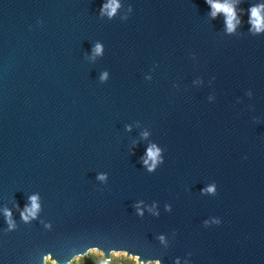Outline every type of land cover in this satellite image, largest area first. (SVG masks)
<instances>
[{
	"label": "water",
	"instance_id": "obj_1",
	"mask_svg": "<svg viewBox=\"0 0 264 264\" xmlns=\"http://www.w3.org/2000/svg\"><path fill=\"white\" fill-rule=\"evenodd\" d=\"M90 249L264 264V0H0V264Z\"/></svg>",
	"mask_w": 264,
	"mask_h": 264
},
{
	"label": "rangeland",
	"instance_id": "obj_2",
	"mask_svg": "<svg viewBox=\"0 0 264 264\" xmlns=\"http://www.w3.org/2000/svg\"><path fill=\"white\" fill-rule=\"evenodd\" d=\"M90 256H100L106 262V264H122L123 260H131L134 262V264H142L141 262L137 261L136 257H131V256H128L125 252H118V251L111 252L110 258L105 259L102 253L97 249H90L85 255L76 256L73 260L79 257V264H95L93 260H90L89 258ZM73 260L70 262V264H72ZM49 261H53L55 264L54 260H50L48 257H46L45 264H49ZM144 264H158V263L157 262H146Z\"/></svg>",
	"mask_w": 264,
	"mask_h": 264
},
{
	"label": "clouds",
	"instance_id": "obj_3",
	"mask_svg": "<svg viewBox=\"0 0 264 264\" xmlns=\"http://www.w3.org/2000/svg\"><path fill=\"white\" fill-rule=\"evenodd\" d=\"M213 8L216 9L217 11H223L225 14H227V24H228L229 30H231L233 27V25H232V19H233V15H234L233 8L231 6H228L227 4H220V3H214ZM212 15L215 16L216 12H213ZM252 16L253 17L258 16V12H257V9L255 7H253V9H252ZM256 23L257 24L260 23L259 19L256 20ZM96 50L99 51V46H97ZM149 155L151 157L155 158L156 152H149ZM103 178H104L103 175H100L98 177V179H103ZM30 199L32 200V207H31V209H28V211L31 212V214L34 216L35 215L34 210L39 207L37 204V197L32 196ZM24 218L27 219V216H25ZM49 264H54V262L49 261ZM72 264H79V257H77V259L73 260Z\"/></svg>",
	"mask_w": 264,
	"mask_h": 264
},
{
	"label": "trees",
	"instance_id": "obj_4",
	"mask_svg": "<svg viewBox=\"0 0 264 264\" xmlns=\"http://www.w3.org/2000/svg\"><path fill=\"white\" fill-rule=\"evenodd\" d=\"M89 258L90 260H93L95 264H106V262L100 256H90ZM122 264H134V262L131 260H123Z\"/></svg>",
	"mask_w": 264,
	"mask_h": 264
}]
</instances>
